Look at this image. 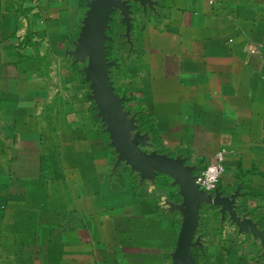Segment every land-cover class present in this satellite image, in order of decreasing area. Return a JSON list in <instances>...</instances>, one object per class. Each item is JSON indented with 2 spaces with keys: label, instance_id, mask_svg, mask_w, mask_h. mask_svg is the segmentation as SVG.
I'll list each match as a JSON object with an SVG mask.
<instances>
[{
  "label": "crops",
  "instance_id": "0c3cea01",
  "mask_svg": "<svg viewBox=\"0 0 264 264\" xmlns=\"http://www.w3.org/2000/svg\"><path fill=\"white\" fill-rule=\"evenodd\" d=\"M88 1L0 0V264H173L178 190L116 165L68 54ZM156 1L136 9L131 41L116 20L115 88L151 125V150L200 172L225 149L218 188L240 190L239 213L264 229V0ZM199 234L198 264H264L216 206Z\"/></svg>",
  "mask_w": 264,
  "mask_h": 264
},
{
  "label": "water",
  "instance_id": "95a60500",
  "mask_svg": "<svg viewBox=\"0 0 264 264\" xmlns=\"http://www.w3.org/2000/svg\"><path fill=\"white\" fill-rule=\"evenodd\" d=\"M156 0H89L74 48L68 54L76 63H83V72L91 88L90 97L95 102L96 116L102 121L110 136V145L117 154L116 165L124 163L139 173L141 182H156L160 175L171 179L170 185L178 190V200H168L171 211H179L182 222L176 247L172 253L173 264H197L194 250L204 247L199 234L202 210L205 205L216 206L225 219L237 225L240 233H249L261 241L264 249V229L248 214L238 211L240 190L224 193L220 188L206 191L197 183V167L188 163L183 155H170L150 149L152 137L143 129L135 113L126 108L127 97L119 94L111 78L116 60L109 58L108 31L119 13L126 25V38L131 41L134 14L140 6L154 9ZM264 255V251H263Z\"/></svg>",
  "mask_w": 264,
  "mask_h": 264
},
{
  "label": "built area",
  "instance_id": "2783aa9c",
  "mask_svg": "<svg viewBox=\"0 0 264 264\" xmlns=\"http://www.w3.org/2000/svg\"><path fill=\"white\" fill-rule=\"evenodd\" d=\"M37 1V0H36ZM247 50L251 52L257 51V47L253 44L247 46ZM226 150L223 149L216 154L214 161L209 164L206 168L198 173L197 183L200 187L206 191H214L218 188V185L223 176L225 167Z\"/></svg>",
  "mask_w": 264,
  "mask_h": 264
},
{
  "label": "trees",
  "instance_id": "16d2710c",
  "mask_svg": "<svg viewBox=\"0 0 264 264\" xmlns=\"http://www.w3.org/2000/svg\"><path fill=\"white\" fill-rule=\"evenodd\" d=\"M116 24H117V21H113L112 28L108 31L109 35L112 37V39L109 40L108 43H107L108 47H109V57L111 59H113V51H112V49H113L114 43H115V41H116V39L118 38V35H119L118 32H117V29L115 28ZM143 124H144V126H143L144 130L147 129V130H151L152 131L151 125L145 119H143ZM160 177H163V179H164V180L161 179L160 183L162 185H164V186H168L170 179L167 178L166 176H163V175H160ZM200 250H201L200 248H197V249L194 250V256L196 258L197 264L199 262L200 257L203 256V253L200 252Z\"/></svg>",
  "mask_w": 264,
  "mask_h": 264
},
{
  "label": "flooded vegetation",
  "instance_id": "af4514ba",
  "mask_svg": "<svg viewBox=\"0 0 264 264\" xmlns=\"http://www.w3.org/2000/svg\"><path fill=\"white\" fill-rule=\"evenodd\" d=\"M117 18H120V21H121V23H122V17H121V15L119 14V13H117L116 14V16H115V21L117 20ZM125 25V24H124ZM125 27H126V25H125ZM115 50V47H113V49H112V51H114ZM110 58V57H109ZM111 59V58H110ZM111 60H114V59H111ZM115 67V66H114ZM113 69V68H112ZM111 72H112V70H111Z\"/></svg>",
  "mask_w": 264,
  "mask_h": 264
},
{
  "label": "rangeland",
  "instance_id": "374dc122",
  "mask_svg": "<svg viewBox=\"0 0 264 264\" xmlns=\"http://www.w3.org/2000/svg\"><path fill=\"white\" fill-rule=\"evenodd\" d=\"M118 45H116V47H117Z\"/></svg>",
  "mask_w": 264,
  "mask_h": 264
}]
</instances>
